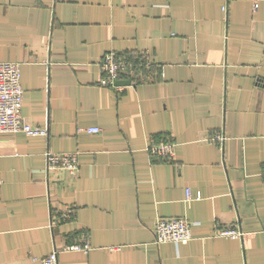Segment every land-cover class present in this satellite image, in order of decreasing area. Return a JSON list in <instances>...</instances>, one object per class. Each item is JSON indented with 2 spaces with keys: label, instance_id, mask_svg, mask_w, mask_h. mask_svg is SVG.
I'll return each instance as SVG.
<instances>
[{
  "label": "crops",
  "instance_id": "0c3cea01",
  "mask_svg": "<svg viewBox=\"0 0 264 264\" xmlns=\"http://www.w3.org/2000/svg\"><path fill=\"white\" fill-rule=\"evenodd\" d=\"M108 49L147 52L154 80L103 85ZM0 60L21 63L22 112L48 129L0 135V264L82 232L89 250L59 264H264V0H0ZM152 136L174 161L150 158ZM47 150L78 151V173L47 172ZM160 217L192 239L157 242ZM229 224L244 235H218Z\"/></svg>",
  "mask_w": 264,
  "mask_h": 264
},
{
  "label": "built area",
  "instance_id": "2783aa9c",
  "mask_svg": "<svg viewBox=\"0 0 264 264\" xmlns=\"http://www.w3.org/2000/svg\"><path fill=\"white\" fill-rule=\"evenodd\" d=\"M101 83L105 86H117L118 80H129L130 85L154 80L151 73L154 62L147 52H138L134 55H126L114 49H108L101 61ZM24 87L22 83L21 63L15 60H0V135L24 134L28 136L47 135L48 129L38 124L29 122L23 112ZM87 132H99L98 126L85 128ZM226 135L224 131L216 130L206 136V140L218 144L223 149ZM176 142L169 137H151L147 150L151 159L174 161L176 159ZM46 171L66 170L76 175L79 171V152H45ZM264 176V170L262 172ZM187 197H192V192L187 189ZM75 216V208L55 210L50 214L49 226L67 221ZM193 222L185 217L157 218L153 224L157 242L171 241L174 243L188 242L192 239ZM218 235L239 238L244 231L237 224L219 226ZM91 247L88 232H82L73 242L56 247L47 254L36 258L40 264H59V252L61 250H84ZM118 248V247H113Z\"/></svg>",
  "mask_w": 264,
  "mask_h": 264
},
{
  "label": "water",
  "instance_id": "95a60500",
  "mask_svg": "<svg viewBox=\"0 0 264 264\" xmlns=\"http://www.w3.org/2000/svg\"><path fill=\"white\" fill-rule=\"evenodd\" d=\"M118 85H121V84H129V80H118L117 82H116Z\"/></svg>",
  "mask_w": 264,
  "mask_h": 264
}]
</instances>
